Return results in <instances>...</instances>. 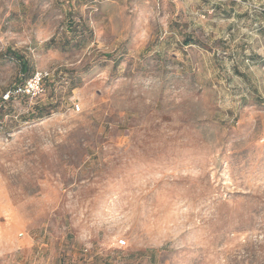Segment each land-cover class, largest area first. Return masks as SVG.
<instances>
[{
	"label": "rangeland",
	"instance_id": "374dc122",
	"mask_svg": "<svg viewBox=\"0 0 264 264\" xmlns=\"http://www.w3.org/2000/svg\"><path fill=\"white\" fill-rule=\"evenodd\" d=\"M0 114V264H264V0H0Z\"/></svg>",
	"mask_w": 264,
	"mask_h": 264
},
{
	"label": "built area",
	"instance_id": "2783aa9c",
	"mask_svg": "<svg viewBox=\"0 0 264 264\" xmlns=\"http://www.w3.org/2000/svg\"><path fill=\"white\" fill-rule=\"evenodd\" d=\"M49 77V73L43 70H37L27 77L22 85H18L12 89H9L4 95L3 99H8L10 95H24L30 98H37L44 92L43 81ZM75 110H79V106L75 105ZM120 244H124V241H119Z\"/></svg>",
	"mask_w": 264,
	"mask_h": 264
},
{
	"label": "trees",
	"instance_id": "16d2710c",
	"mask_svg": "<svg viewBox=\"0 0 264 264\" xmlns=\"http://www.w3.org/2000/svg\"><path fill=\"white\" fill-rule=\"evenodd\" d=\"M18 62H19V65H20V71L21 72H23V73H25L24 75V77H22V79L18 82V83H16V84H14L13 85V87L12 88H14V87H16V86H18V85H22L23 84V82H24V80L27 78V77H29V76H31L32 75V73L34 72V71H32V72H30L29 74H27V63H26V61L23 59V58H21V57H19L18 56ZM50 77V76H49ZM49 77L48 78H45L44 79V81H43V86H44V89H45V86H47V83H48V79H49ZM14 98V95L12 96V95H10L9 97H8V99H3V97H2V104L4 103V102H9L10 100H12ZM38 107H36V108H38V109H36V116H38V117H41V116H43V115H46V114H48L50 111H49V105H37ZM40 106V107H39ZM4 114H0V116H3Z\"/></svg>",
	"mask_w": 264,
	"mask_h": 264
}]
</instances>
